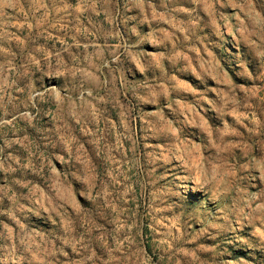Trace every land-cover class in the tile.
I'll return each mask as SVG.
<instances>
[{
	"label": "rangeland",
	"instance_id": "374dc122",
	"mask_svg": "<svg viewBox=\"0 0 264 264\" xmlns=\"http://www.w3.org/2000/svg\"><path fill=\"white\" fill-rule=\"evenodd\" d=\"M0 264H264V0H0Z\"/></svg>",
	"mask_w": 264,
	"mask_h": 264
}]
</instances>
